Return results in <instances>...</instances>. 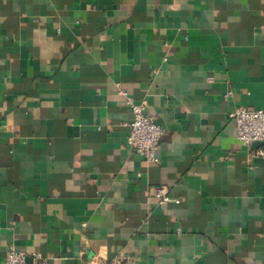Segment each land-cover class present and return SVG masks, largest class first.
<instances>
[{"label":"crops","instance_id":"obj_1","mask_svg":"<svg viewBox=\"0 0 264 264\" xmlns=\"http://www.w3.org/2000/svg\"><path fill=\"white\" fill-rule=\"evenodd\" d=\"M119 90L164 128L154 163ZM236 106L264 107V0H0V264H264Z\"/></svg>","mask_w":264,"mask_h":264},{"label":"built area","instance_id":"obj_2","mask_svg":"<svg viewBox=\"0 0 264 264\" xmlns=\"http://www.w3.org/2000/svg\"><path fill=\"white\" fill-rule=\"evenodd\" d=\"M118 92L125 96L126 104L131 111V118L126 123L127 145L133 153L141 156L147 163L156 162L164 128L145 112L143 101L137 102L127 93L121 90ZM231 95L232 92L229 91L227 96ZM228 118L235 124L237 139L247 146L259 143L255 152L264 157V107L236 106L228 112ZM250 159L248 157V161ZM154 190L159 204L179 202V199L171 196L169 190L163 186H156ZM177 231H180V228ZM31 259L32 262L29 263L24 251L11 247L6 253L4 264H42L45 260L39 253L32 254ZM132 260L130 255L119 253L111 264H132Z\"/></svg>","mask_w":264,"mask_h":264},{"label":"water","instance_id":"obj_3","mask_svg":"<svg viewBox=\"0 0 264 264\" xmlns=\"http://www.w3.org/2000/svg\"><path fill=\"white\" fill-rule=\"evenodd\" d=\"M254 145H256V146H257V145H259V143H254Z\"/></svg>","mask_w":264,"mask_h":264}]
</instances>
